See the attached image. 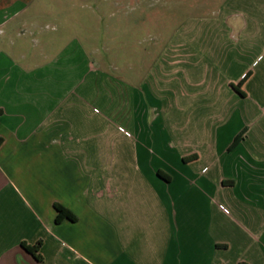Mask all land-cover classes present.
<instances>
[{"label": "crops", "instance_id": "obj_1", "mask_svg": "<svg viewBox=\"0 0 264 264\" xmlns=\"http://www.w3.org/2000/svg\"><path fill=\"white\" fill-rule=\"evenodd\" d=\"M0 140V264H264V0H0Z\"/></svg>", "mask_w": 264, "mask_h": 264}, {"label": "trees", "instance_id": "obj_2", "mask_svg": "<svg viewBox=\"0 0 264 264\" xmlns=\"http://www.w3.org/2000/svg\"><path fill=\"white\" fill-rule=\"evenodd\" d=\"M232 87L238 91V87L232 85ZM0 144H1V140H0ZM195 156H189L187 158H184V160H190V159H194ZM54 209L56 211V216H55V223H59L61 222L63 219H68L70 221H75V217L64 207H62L61 205L55 204L54 205ZM23 249H25V251H27L29 254H31L35 259H40V255H39V247H40V243L37 242L34 245H26V244H22Z\"/></svg>", "mask_w": 264, "mask_h": 264}]
</instances>
